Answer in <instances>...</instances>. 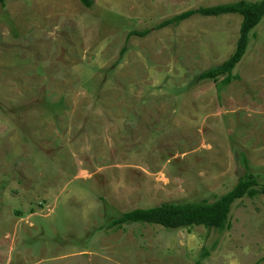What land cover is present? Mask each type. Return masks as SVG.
<instances>
[{
    "label": "rangeland",
    "instance_id": "obj_1",
    "mask_svg": "<svg viewBox=\"0 0 264 264\" xmlns=\"http://www.w3.org/2000/svg\"><path fill=\"white\" fill-rule=\"evenodd\" d=\"M94 1L0 8V264H264L263 196L236 202L227 231L108 228L213 203L250 173L264 185V21L229 86L200 76L231 57L241 16L156 30L261 0Z\"/></svg>",
    "mask_w": 264,
    "mask_h": 264
},
{
    "label": "trees",
    "instance_id": "obj_2",
    "mask_svg": "<svg viewBox=\"0 0 264 264\" xmlns=\"http://www.w3.org/2000/svg\"><path fill=\"white\" fill-rule=\"evenodd\" d=\"M6 1L0 0V8L5 6ZM80 2L87 9H92L95 5L94 0H80ZM227 15H238L243 18L236 49L227 61L203 73L200 80L215 83L220 81L223 85L229 86L239 79L235 75V70L248 53L254 31L264 21V0L238 1L190 10L164 21L156 27V30L177 27L195 16L217 18ZM150 32L151 30L132 32L128 39L133 36L146 37ZM259 196L264 197V185L258 182L256 175L250 173L241 178L230 192L213 203L207 201L169 203L149 209H136L124 213L108 228H122L125 225L141 223L161 226L167 230L204 227L208 230L227 231L231 229L230 214L233 205L244 198L255 199Z\"/></svg>",
    "mask_w": 264,
    "mask_h": 264
}]
</instances>
